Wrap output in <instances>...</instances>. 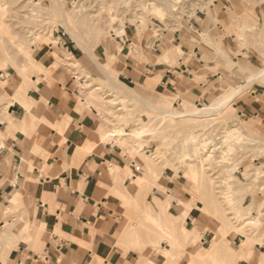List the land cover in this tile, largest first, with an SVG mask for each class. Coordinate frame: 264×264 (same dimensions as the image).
Segmentation results:
<instances>
[{"label": "rangeland", "instance_id": "1", "mask_svg": "<svg viewBox=\"0 0 264 264\" xmlns=\"http://www.w3.org/2000/svg\"><path fill=\"white\" fill-rule=\"evenodd\" d=\"M201 1L129 0L123 3L121 0H62L63 19L79 34L80 42L87 46L83 50L60 26L61 18L58 11L55 12L53 0H0V91H3L2 94L0 92V112L6 113L8 106L15 101L28 105L24 97L28 90H36L40 75L48 77L55 71H61L75 76L76 83L83 86L80 89L86 94V105L96 107L99 117H103L100 121H104V128L115 134L114 137L101 134L102 143L111 140L123 147L128 165H133L131 169L127 168L119 181L122 184L130 178L128 184L132 185L131 177H136L133 190L140 186L138 190L141 193L134 192L136 194L132 197L123 187L119 190L126 196L120 198L124 207L123 215H120L124 229L119 233L115 246L125 252L134 251L142 264L158 255L169 258L179 255L181 264H229L232 263L233 252L241 251L239 246L244 247L246 257H250L251 238L264 237V137L243 118H238L232 108L231 100L243 87L232 91L229 100L220 98L217 101L215 97L200 106L191 104L187 110L175 109L182 103H177L174 98H165L167 105L152 101L146 108L138 99L126 96L118 85H111L107 78H114L116 63L125 60L127 54L137 62L147 63L145 50H150L160 35L182 32V29L194 32L188 29V21L195 16L196 9L205 5ZM236 2L252 11L256 7L261 9L260 14L252 12L254 20L248 12L233 14L232 30L226 33L234 36L239 48L255 54L250 68L256 72L263 69V72L264 0ZM91 26L99 28L98 34L90 32ZM122 30L125 33H121ZM102 39L104 41L99 43ZM59 42L70 46L78 54L77 59L58 49L56 45ZM86 49L91 50V55L108 74L98 67ZM174 49L179 50L177 47ZM44 53L54 60L46 71L36 62ZM168 55L169 51L163 57ZM244 56L250 59L249 54ZM165 63L176 66V56ZM261 72L249 75L244 86L252 82L264 86ZM33 78H36V83L31 82ZM82 81L84 84L80 83ZM215 109L220 111L211 113L212 116L187 117L198 110L210 112ZM171 110L178 114L176 119L167 114L166 111ZM66 123L60 122L58 130H62ZM233 128L237 130L230 131ZM144 130L145 135H135L137 131L141 133ZM192 169L199 172L198 178L193 177ZM113 171L119 174L117 169ZM167 180L180 187L185 197H179L176 191L166 188ZM249 196L251 200L246 201ZM163 197L170 198L167 215L162 213L166 205ZM174 198H183L185 204L180 212ZM189 201L201 202L204 209H195ZM11 203L8 208L11 209H6L10 221L4 222L3 228L0 225V261L14 248L13 243L30 241L22 237L28 222L20 220L21 216L19 218V201L11 200ZM191 210L203 217L206 223L186 221ZM176 214L184 216L185 228L195 229V235L188 242L190 247L187 237L178 229L171 231V226L169 230L166 223L168 226L170 223L164 220H174ZM10 230L18 232L16 239L6 237ZM239 235L245 238L242 243ZM164 248L167 254L163 252Z\"/></svg>", "mask_w": 264, "mask_h": 264}, {"label": "crops", "instance_id": "2", "mask_svg": "<svg viewBox=\"0 0 264 264\" xmlns=\"http://www.w3.org/2000/svg\"><path fill=\"white\" fill-rule=\"evenodd\" d=\"M201 2L205 5L196 9L188 21V29L195 33L182 29L160 35L151 49L145 50L147 63L127 54L112 70L115 82L124 86L120 89L126 96L138 99L146 108L152 101L155 104L163 98H174L182 103L174 108L183 110L215 97L217 101L229 100L232 91L243 87L231 100L232 108L238 118L264 137V86L256 82L244 86L249 75L263 69L253 71L250 63L255 54L239 48L234 36L226 33L232 30L233 14L248 12L254 20L252 12L260 14L261 9L247 10L236 0ZM56 46L77 59L78 54L64 42ZM176 47L180 49V54L174 53L177 65H167L161 59L168 51L175 52ZM36 62L44 71L54 64L45 53ZM40 79L36 90H28L24 97L28 105L15 101L6 113L0 112V225L10 221L8 208L14 198L19 201L20 220L28 222L22 237L30 239L13 243L14 248L0 264H142L134 251L125 252L115 246L124 229L120 198L126 196L119 190L123 187L132 197L134 192L141 193L140 186L133 190L136 177H131L132 185L128 184L130 178L122 184L119 181L133 166L128 165L127 153L116 143H102L105 123L100 121L96 107L86 105V94L80 89L83 86L76 83L75 76L55 71L48 77L40 75ZM64 119L67 124L59 131L56 125ZM9 121L14 124L11 126ZM113 169L119 171L117 179ZM165 186L179 197L185 195L173 182L167 180ZM182 200L177 201L178 212L185 204ZM195 212L191 210L185 220L206 223ZM9 232L6 237L16 239L18 232ZM238 238L241 243L245 240L241 235ZM251 239L252 246L246 244L250 257L236 264L264 263V237ZM150 261L181 264L179 255L152 256Z\"/></svg>", "mask_w": 264, "mask_h": 264}, {"label": "bare ground", "instance_id": "3", "mask_svg": "<svg viewBox=\"0 0 264 264\" xmlns=\"http://www.w3.org/2000/svg\"><path fill=\"white\" fill-rule=\"evenodd\" d=\"M86 1V0H85ZM96 1V0H95ZM122 2L124 1V0H121ZM127 1H129V0H126V1H124L125 3H127ZM123 2V3H124ZM53 7H54V9H55V12H56V10L58 11V15L60 16L59 18H61L59 21H60V26L63 28V30L65 31V33L67 34V36H69V38L77 45V46H79V47H81L83 50H85V48H87V46H85L82 42H80V40H79V34L77 33V32H75V31H73V29L69 26L70 24H68V22L65 20V19H63L64 17H63V14H64V12L62 11V5H63V2H62V0H53ZM108 3V2H107ZM94 4V3H93ZM123 5V4H122ZM169 5H170V3H169ZM80 6V5H79ZM78 6V7H79ZM97 6V5H96ZM77 7V9H79ZM64 8V7H63ZM96 10V9H95ZM78 11V13L80 14V12H79V10H77ZM57 14V13H56ZM58 15H57V17H58ZM94 15V14H93ZM56 17V18H57ZM103 19V18H102ZM2 20V19H1ZM84 20V19H83ZM110 20H112V19H110ZM84 21H87V20H84ZM95 21V20H94ZM102 21V20H101ZM98 22H100V21H98ZM2 23V22H1ZM93 23V22H92ZM94 25V24H93ZM5 26V25H4ZM100 26V25H99ZM1 28V27H0ZM7 28V27H6ZM125 28V26L123 27V29ZM88 29V28H87ZM1 30V29H0ZM89 30H90V32L92 31V32H94V34L95 33H97L98 32V30H99V28H97V27H94V26H91V28H89ZM5 31V30H4ZM86 31V30H85ZM87 32V31H86ZM121 33H125V30H122V31H120ZM109 33V32H108ZM78 34V35H77ZM86 34H88V33H86ZM98 34V33H97ZM107 35V34H106ZM9 36V35H8ZM89 36V35H88ZM96 36V35H95ZM90 38V37H89ZM98 39H99V37H97ZM80 39H81V37H80ZM82 40V39H81ZM104 41V39H102L101 41H99V43L101 42H103ZM89 48V47H88ZM90 49V48H89ZM178 51H180V49L179 50H175V52H172V53H170L169 52V55H168V57H163L162 59L166 62L168 59H172V57H174V53H176V54H179V52ZM86 52H87V54H89V56L96 62V58H94L92 55H91V50L89 51L88 49H86ZM88 56V55H87ZM97 63V65H98V67L102 70V71H104L105 72V74H108L107 72H106V69L104 68V66L103 65H100V64H98V62H96ZM261 75L263 76L264 75V71L263 72H261ZM108 78V80H109V82H110V84L111 85H118V83L117 84H115L116 82H115V79L113 78H111L110 76H108L107 77ZM32 83H36V80L33 82V81H31ZM120 85H122V84H120ZM120 85H118V86H120ZM117 86V87H118ZM114 87V86H113ZM116 87V86H115ZM114 87V88H115ZM122 87V89H123V87L124 86H120L119 87V89ZM112 88V87H111ZM122 89H120V91L122 90ZM128 90V89H127ZM1 92V94H2V92L3 91H0ZM124 92V91H123ZM117 94V93H116ZM120 94V93H119ZM4 95V94H3ZM19 97H16V99H18ZM160 101H162V102H160L161 104H166L167 105V100L166 99H162V100H160ZM47 107V106H46ZM215 111H220L219 109H215V110H211L210 112L209 111H207V110H198L196 113H193V114H191V115H189V116H187V117H197V118H200V117H203V115H205L206 114V116H208V115H211V113H213V112H215ZM167 112V114L173 119V118H175L176 119V117H178L177 115V113L176 112H174V111H166ZM166 112H165V114H166ZM44 114L46 115V112H44ZM166 114V115H167ZM208 114V115H207ZM212 116V115H211ZM63 117H65V116H63ZM103 118V117H102ZM190 118V119H191ZM211 118V117H210ZM62 120V119H61ZM67 121V120H66ZM66 121H65V119L63 120V121H61V123H63L64 124V122L66 123ZM57 122V121H56ZM12 123V121H9V124L10 125H12L11 124ZM56 124V123H55ZM62 124V125H63ZM67 124V123H66ZM64 127V126H63ZM56 128H60V126L59 125H56ZM60 130V129H59ZM237 130V128H233V129H231L230 131H236ZM120 132V131H119ZM118 132V133H119ZM145 130H144V132H141V133H139V131H137V133H135V135H137L138 137H140V136H142V135H145ZM102 135H105L106 137H114L115 136V134L112 132V131H107L105 128H104V130H103V132H102ZM109 142H111V140L109 141ZM207 153V152H206ZM210 153V152H209ZM192 173H193V177H195V178H198L199 177V172H197L195 169H192ZM197 174V175H196ZM114 175L116 176H114L115 178H118L119 177V174L117 173V172H115L114 173ZM120 178V177H119ZM121 179V178H120ZM119 179V180H120ZM121 181V180H120ZM163 200H165L166 201V205L165 206H163V211H162V209H161V211H162V213H163V215H167L168 214V207H169V202H170V198H166V197H163L162 198ZM11 200H14V198H11ZM178 201V200H177ZM188 201V200H187ZM189 203L190 204H192V205H194L195 206V209H198V210H201V209H204V207L202 206V203L201 202H198V203H193V202H190L189 201ZM189 204V205H190ZM184 208V207H183ZM160 211V210H159ZM160 211V212H161ZM165 213H167V214H165ZM178 213V212H177ZM183 218H184V216H182L181 214H176V216H175V219L174 220H169L168 218H166V219H164L165 220V222H169L170 224H169V226H168V223H166L167 224V227H168V229L169 230H171V228H169L170 226L172 227V230L171 231H174V230H177V231H179L180 233H182L183 235H184V237H187V238H185L186 239V241H187V243L191 240V238H192V236H194L195 235V229L192 227L191 229H187V228H185L184 227V224H183ZM192 224H193V221H192ZM191 224V225H192ZM166 226V225H165ZM181 230V231H180ZM189 238V240H187ZM138 239V238H137ZM186 241H185V243H186ZM189 244V243H188ZM191 244V243H190ZM190 244H189V247H190ZM185 245H187V244H185ZM138 246H140V245H138ZM240 248H241V251L239 252V253H237V252H233V256L230 258V260H231V262L233 263V264H235L239 259H242L241 257H243V256H245L246 257V250H245V248L244 247H242V246H239ZM191 259H192V256H191ZM229 259V258H228ZM147 261V260H146ZM97 262V261H96ZM232 263H229V264H232ZM143 264H153L152 262H150V261H147V262H144ZM166 264V263H165Z\"/></svg>", "mask_w": 264, "mask_h": 264}]
</instances>
